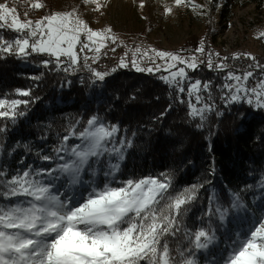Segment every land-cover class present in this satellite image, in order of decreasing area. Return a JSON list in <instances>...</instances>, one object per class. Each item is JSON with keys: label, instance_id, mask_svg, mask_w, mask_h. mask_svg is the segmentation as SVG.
I'll use <instances>...</instances> for the list:
<instances>
[{"label": "snow or ice", "instance_id": "obj_1", "mask_svg": "<svg viewBox=\"0 0 264 264\" xmlns=\"http://www.w3.org/2000/svg\"><path fill=\"white\" fill-rule=\"evenodd\" d=\"M89 5L91 12L103 16L111 7V0H81L79 5L48 11L36 20H22L16 7H10L9 2L0 3V29L16 34L11 39L0 35V57L25 58L35 53L52 58L43 60L44 66L62 65L61 58H66L69 65H78L79 46L80 53H93L92 57H83L85 66L96 80L104 81L109 73L91 68L87 61H98L102 54L107 55L102 49L108 47V41L124 42L111 26L94 30L89 25L83 12ZM29 6L36 10L46 8L43 0ZM181 6L204 9V5H195L192 0H173L172 5L164 4L165 14L173 15L174 7ZM136 7L142 12L150 7V0H139ZM24 15L27 17L28 12ZM141 18L148 19L146 15ZM260 35L264 37V32ZM130 51V63L137 72L152 73L164 68L168 75L160 79L175 89L179 103L185 102L186 95L189 117L199 121L198 129L205 126L206 114L222 115L201 96L203 91L211 99V81L192 80L188 70L195 72L204 64L209 70L224 71L228 68L224 63L228 57L214 64L213 57L219 53H206L204 41L190 56L155 48L142 51L135 47ZM205 54L207 60H201L200 56ZM155 58L164 64H156ZM247 58L256 61L251 54ZM144 59L152 61L154 67L140 66ZM119 67H129V61L122 58ZM249 67L264 73V64L258 61ZM250 77L253 71L242 75L227 72L226 79L233 83L223 86L227 90L222 96L225 104L252 105L255 100L257 108H264V80L250 88L247 85ZM16 94L30 97L32 92L17 89ZM28 104L25 99L0 98V118L14 123L18 116L25 115L24 111H18L20 106ZM2 131H7V125L0 127ZM119 132L118 125L107 124L98 115H92L80 130L73 125L50 153H36L38 161L47 162L49 167L35 162L13 172L0 167V264H201L199 254L217 246V231L228 221L229 214L246 211L239 193H232L227 207L212 193L217 203L206 209L204 216L208 220L197 217L189 222L190 206L197 201L198 189L203 184L177 191L171 176L164 174L163 178L149 176L116 182L121 162L126 158L125 150L131 147L130 141L117 140ZM69 140L77 142L69 144ZM22 147L31 151L27 144ZM5 154L0 143V155ZM19 163L24 164V160ZM85 175L93 178L102 175L105 179L97 184L95 179L85 180ZM211 264H264V217L247 233L235 232L227 254Z\"/></svg>", "mask_w": 264, "mask_h": 264}, {"label": "trees", "instance_id": "obj_2", "mask_svg": "<svg viewBox=\"0 0 264 264\" xmlns=\"http://www.w3.org/2000/svg\"><path fill=\"white\" fill-rule=\"evenodd\" d=\"M17 1L24 6L33 0ZM249 1L256 7L263 2ZM0 35L11 39L16 34L0 29ZM46 59L52 58L35 53L25 58L0 57V98L29 100L28 105L18 109L25 115L18 116L14 123L0 118V127L7 125V131L0 132V143L6 150L5 155H0V167L13 172L30 163L39 165L38 151L50 153L73 125L80 130L88 118L98 115L105 123L119 126L118 141L131 142L116 182L149 176L163 178L164 174L171 176L177 191L203 184L197 201L190 206L189 222L197 217L208 220L204 216L206 209L217 203L210 194L218 195L220 203L227 207L232 193H239L246 211L229 214L228 221L217 231V246L209 253L199 254V259L218 250L227 253L233 234L247 233L263 217L257 215L254 203L264 194V108L246 102L225 104L222 96L227 90L223 86L230 83L227 69L201 67L189 71L192 80L211 81V99L204 92L201 96L222 113L206 114L205 126L198 129L199 121L189 117L186 95L185 102L179 103L180 96L160 79L159 72L119 67L110 71L104 81H98L92 72L64 71L63 64L44 66L42 61ZM24 60L38 69L23 68ZM254 77L260 83L264 73ZM17 89H31L32 95L18 96ZM24 144L30 146V152L22 147ZM21 159L24 164L19 163ZM85 178L95 179L97 184L105 179L102 175ZM260 198L264 204V198Z\"/></svg>", "mask_w": 264, "mask_h": 264}, {"label": "rangeland", "instance_id": "obj_3", "mask_svg": "<svg viewBox=\"0 0 264 264\" xmlns=\"http://www.w3.org/2000/svg\"><path fill=\"white\" fill-rule=\"evenodd\" d=\"M234 1L218 0L217 4L216 0H192L195 5H204V9L191 6L174 7L173 15H166L164 9V4L172 5L173 0H150V7L142 12L136 7L139 0H111V7L103 16L91 12L89 9L92 6L89 5L83 9L84 19L89 25L94 30L111 26L124 44L119 42L112 44L111 41H108V47L102 49V53H107V55L102 54L98 61L89 59L87 65L109 73L113 68H119L120 60L125 58L129 61L127 68L135 70L130 63L132 58L130 50L135 47H140L142 51L155 48L190 56L201 41L205 43L206 53H219V56L213 57L214 64L219 63L222 57L235 52H245L252 56L264 55V37L260 35L261 32H264V0L260 4L261 7H256L249 0H236L238 3ZM5 2H9L10 7L17 8L22 20H36L47 14L48 11L67 10L70 5H79L81 0H43L46 8L40 10L32 9L29 6L36 0L30 1L24 6H21L17 0L15 3H12L11 0H0V3ZM205 10L208 14L202 15L201 12ZM25 12H28L27 17L24 15ZM143 15H146L148 19H142ZM112 48H115L116 51H111ZM77 52L81 57L78 65H69L66 58H61L63 65L71 72L78 70L90 72L89 67L85 66L83 57L85 55L92 57L93 53L87 51L80 53L79 46H77ZM125 53H128L127 57H125ZM149 55L154 56L151 52ZM197 55L200 54L197 53ZM137 59L139 60V57ZM200 59L206 61L207 55L200 56ZM155 63L163 65L164 61L155 58ZM140 66L154 67V64L152 61L144 59L140 61ZM22 67L30 70L38 69V66L29 60H24ZM201 67L207 68L204 64H201L199 68ZM153 72H159L163 76L168 75L163 67L159 71ZM145 73L149 72L145 71ZM253 103L255 104V100ZM40 164L50 166L43 161ZM84 179L87 180L85 177ZM261 196L264 198V194L260 195L254 205L258 208L257 215L264 217V208H262L264 204ZM226 254L222 250H218L215 254H208L209 257L205 256L199 260L201 264H211L213 260H219Z\"/></svg>", "mask_w": 264, "mask_h": 264}, {"label": "built area", "instance_id": "obj_4", "mask_svg": "<svg viewBox=\"0 0 264 264\" xmlns=\"http://www.w3.org/2000/svg\"><path fill=\"white\" fill-rule=\"evenodd\" d=\"M247 54L245 52H239L238 54L235 55V57L239 56V59H236L235 57L233 58H228V60L224 61L228 65L227 70L232 71L238 75H242L243 73L247 71H253V77H250L247 81L248 87H257L258 86V81L254 77V75H259V71H261L259 68L252 67L250 68L249 65H255L256 62L258 61L261 64H264V59L260 55H255L256 61H252L247 58ZM230 83H233L230 81Z\"/></svg>", "mask_w": 264, "mask_h": 264}, {"label": "bare ground", "instance_id": "obj_5", "mask_svg": "<svg viewBox=\"0 0 264 264\" xmlns=\"http://www.w3.org/2000/svg\"><path fill=\"white\" fill-rule=\"evenodd\" d=\"M239 52H235V53H231L229 55H227L226 57L228 58H233L235 57L236 54H238ZM260 56L262 57V59H264V55L260 54ZM263 74L261 71H259V75ZM245 128V126H242L240 129L243 130Z\"/></svg>", "mask_w": 264, "mask_h": 264}]
</instances>
